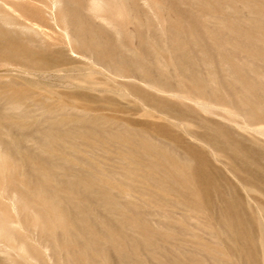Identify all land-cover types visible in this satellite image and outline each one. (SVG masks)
<instances>
[{
    "label": "rangeland",
    "instance_id": "obj_1",
    "mask_svg": "<svg viewBox=\"0 0 264 264\" xmlns=\"http://www.w3.org/2000/svg\"><path fill=\"white\" fill-rule=\"evenodd\" d=\"M0 264H264V0H0Z\"/></svg>",
    "mask_w": 264,
    "mask_h": 264
}]
</instances>
